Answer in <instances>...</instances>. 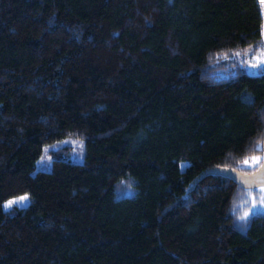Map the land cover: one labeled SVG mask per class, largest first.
Returning a JSON list of instances; mask_svg holds the SVG:
<instances>
[{"label":"trees","instance_id":"obj_1","mask_svg":"<svg viewBox=\"0 0 264 264\" xmlns=\"http://www.w3.org/2000/svg\"><path fill=\"white\" fill-rule=\"evenodd\" d=\"M261 26L259 0H0V264H264L242 188L188 189L261 161ZM66 136L82 161L32 173Z\"/></svg>","mask_w":264,"mask_h":264},{"label":"rangeland","instance_id":"obj_2","mask_svg":"<svg viewBox=\"0 0 264 264\" xmlns=\"http://www.w3.org/2000/svg\"><path fill=\"white\" fill-rule=\"evenodd\" d=\"M259 3H260V12L262 17V26H261L262 41H261L260 49L258 50V52L252 55L249 60L246 61L244 60L243 62L240 63L241 69L248 74H254L264 71V64H257L258 58H264V3H262V0H259ZM253 65H257V66L253 67ZM59 148L62 149V152L71 161L78 163L82 161V155H83L82 140L76 137L66 136L61 139L55 140L49 144H46L42 147L39 157L34 162L32 173L38 170H43V171L48 170L50 168V163H51L49 152L51 150H55ZM185 164L186 163L183 161L179 162L178 167L181 169ZM25 195H27L28 197V200L26 202H22L20 204H14L13 206H17V207L26 206L29 202V196L28 194L25 193L22 195L8 198L2 203V208L5 209L3 205L7 201ZM261 200H264V187H259L254 190L239 189L235 191L231 201L230 210L235 218V221L240 224L238 228L241 229V231L244 228L243 220L246 218L244 217V214L246 212L248 213V216H250L257 212L264 211V204L260 203ZM242 217L244 218L241 219Z\"/></svg>","mask_w":264,"mask_h":264},{"label":"water","instance_id":"obj_3","mask_svg":"<svg viewBox=\"0 0 264 264\" xmlns=\"http://www.w3.org/2000/svg\"><path fill=\"white\" fill-rule=\"evenodd\" d=\"M262 158L258 166L251 172H240L232 168L211 167L201 171L189 183L188 189L207 175H218L232 181L237 188L252 190L264 186V140L261 144Z\"/></svg>","mask_w":264,"mask_h":264},{"label":"snow or ice","instance_id":"obj_4","mask_svg":"<svg viewBox=\"0 0 264 264\" xmlns=\"http://www.w3.org/2000/svg\"><path fill=\"white\" fill-rule=\"evenodd\" d=\"M262 3H264V0H262ZM257 64H264V58H258L257 59ZM257 65H253V67H256ZM260 157H252L251 158V163H253V164H256V163H258L259 161H260ZM244 163L245 164H248L249 163V160H245L244 161ZM28 200V197H27V195H25V196H21V197H17V198H13L12 200H9V201H7L4 205H3V207L5 208V209H9V208H11L14 204H20V203H22V202H26ZM260 203L261 204H264V200H261L260 201ZM248 216V213L246 212L245 214H244V217H247ZM244 217H242L241 219H243Z\"/></svg>","mask_w":264,"mask_h":264}]
</instances>
